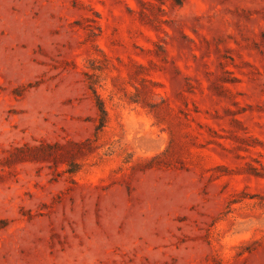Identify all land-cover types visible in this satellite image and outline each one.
<instances>
[{"label":"rangeland","instance_id":"obj_1","mask_svg":"<svg viewBox=\"0 0 264 264\" xmlns=\"http://www.w3.org/2000/svg\"><path fill=\"white\" fill-rule=\"evenodd\" d=\"M0 264H264V0H0Z\"/></svg>","mask_w":264,"mask_h":264}]
</instances>
